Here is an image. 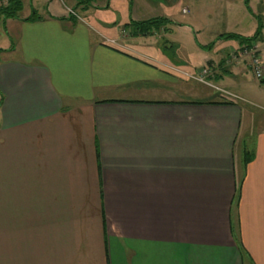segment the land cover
I'll use <instances>...</instances> for the list:
<instances>
[{"label":"crops","instance_id":"obj_1","mask_svg":"<svg viewBox=\"0 0 264 264\" xmlns=\"http://www.w3.org/2000/svg\"><path fill=\"white\" fill-rule=\"evenodd\" d=\"M66 1L4 23L0 264H264V125L226 88L250 69L244 44L221 32L195 59L167 38L169 57L164 37L102 15L106 0ZM147 1L188 13L197 0ZM244 3L252 30L236 33L260 27L264 59V0ZM208 66L227 75L186 74Z\"/></svg>","mask_w":264,"mask_h":264},{"label":"rangeland","instance_id":"obj_2","mask_svg":"<svg viewBox=\"0 0 264 264\" xmlns=\"http://www.w3.org/2000/svg\"><path fill=\"white\" fill-rule=\"evenodd\" d=\"M22 1L26 11L28 12L30 10L31 3L36 4L37 12H42L46 9V0ZM57 1V4L59 3L64 9V5L62 4L61 0ZM94 1L100 2L101 0H93L92 2ZM109 1L110 0H106V2L108 4L110 3V5L107 9H105L104 14L102 15H105L111 21L117 22L120 25H122L121 20H131L132 18L130 16H133L135 14L140 20H147L149 18L158 16L172 15V17L175 18V21H178L180 23L179 26H177L176 22L172 21L166 26L168 31H165L163 28L159 30H153L150 34L142 36H153L157 38L158 41L162 37H164L161 39L163 43H168L167 38H173L174 41H180L186 45V48L182 49V51H184L183 53L185 55H189L190 53L194 52L193 56L195 57V59L199 57V55L196 53L197 51L194 50V46L196 48V45H198V41L209 43L213 41L219 33L225 31L249 34V32H251L252 30L251 22L253 18L249 8L244 3V0H230L231 5H225V3L223 2L221 3V5H216V8L207 3H204L202 0H197L195 3L188 4V13L182 12L183 6L181 5L184 4L175 6L173 7V11H169L167 7L160 4L150 6L147 0H127L125 5L124 0H111V2ZM253 1H260L263 3V0ZM66 2H68L67 4H72L71 0H67ZM92 4L93 3H91V5ZM225 6L228 7V10H226ZM259 8L261 9L262 6H259L258 9ZM72 10L77 13L75 9ZM257 11L258 12H256V14L261 12L260 10ZM70 12L72 13V11ZM169 12H171V14ZM78 13L80 14V12ZM126 33L130 36H133L131 30L124 31V34ZM8 40L9 37L6 31V27L4 25V22L0 20V48L3 47L4 44L8 42ZM253 44L257 45V43ZM259 47L258 53L262 56V49ZM175 51L176 50L174 48H170L165 52L170 57L174 55ZM246 53L247 52L244 51V57H242L243 60L245 59V57H248V60L251 61V55L249 53L247 55ZM256 53L252 52V55ZM238 54V50L234 51V55H237V58L231 57L234 56L233 53L229 54L228 58L230 62L239 63L242 58H238ZM224 67L225 66H208L211 72L206 77V79L212 81L215 80L216 76L227 75L226 72H228V70H224ZM249 67L250 69H248V72L239 74L238 77H235L240 83H242L241 89L238 88L240 86L237 87L234 85V88H232L231 85V87H228L227 85L226 88H228V90H230L231 92L238 94L237 97H229L234 98L239 104H241V106H243V119L250 121V125L255 124L256 126H262V124L264 125V84L260 82L261 80H258L255 77L251 66ZM197 73V71H194L191 74L196 75ZM228 81L233 82L232 80H230V78L228 79Z\"/></svg>","mask_w":264,"mask_h":264},{"label":"trees","instance_id":"obj_3","mask_svg":"<svg viewBox=\"0 0 264 264\" xmlns=\"http://www.w3.org/2000/svg\"><path fill=\"white\" fill-rule=\"evenodd\" d=\"M77 7L82 6L83 9H87L93 0H77ZM246 4H249V0H245ZM76 7V8H77ZM23 9V1L22 0H0V18H3V22L5 23L8 18H18L19 17V12ZM70 18L76 19V14L71 13L69 15ZM40 18L39 13L37 10L33 9V12L31 15L26 18L25 20H38ZM172 20L169 19L166 16H158V17H153L149 18L147 20H133L131 19L129 22L124 24L125 28H129L131 30V33L133 36H140V35H148L150 34L153 30H159L163 29L165 31H168L167 29V24L171 23ZM261 32V28L259 27L256 31V33L253 36L246 37L241 34H238L236 32H224L221 33L218 36V39H235L238 40L239 43L244 46H250L254 42H256L258 35ZM166 42V41H165ZM214 42L210 43L208 46H203L205 48L212 47ZM167 43H163L164 50L167 51L168 49L172 48L166 46ZM2 49H0L1 51ZM261 83L264 84V79L260 81ZM247 158L245 162H248L252 158V154L248 156L249 154H246Z\"/></svg>","mask_w":264,"mask_h":264},{"label":"built area","instance_id":"obj_4","mask_svg":"<svg viewBox=\"0 0 264 264\" xmlns=\"http://www.w3.org/2000/svg\"><path fill=\"white\" fill-rule=\"evenodd\" d=\"M6 1V0H5ZM72 13L76 14L73 10ZM245 52H247L246 54L248 55V53L251 55V61H250V66L253 70V73L255 75V77L258 80H262L264 79V60L261 56V54L258 53V46L253 44L250 46H245L244 49ZM252 52H257L256 54L252 55ZM210 69L208 67H202L201 70L199 71V73L195 74H190V73H186L188 76L200 81V82H204L207 83V79L206 77L210 74Z\"/></svg>","mask_w":264,"mask_h":264}]
</instances>
